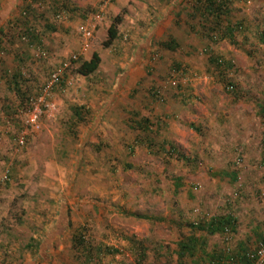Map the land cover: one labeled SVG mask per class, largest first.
Wrapping results in <instances>:
<instances>
[{
	"label": "rangeland",
	"instance_id": "rangeland-1",
	"mask_svg": "<svg viewBox=\"0 0 264 264\" xmlns=\"http://www.w3.org/2000/svg\"><path fill=\"white\" fill-rule=\"evenodd\" d=\"M198 1L154 0V42L135 61L123 32L136 15L129 0H0V264H179L182 237L202 239L207 255L224 245L195 228L224 215L238 223L231 245L262 239L253 229L264 232V0H231L226 20L238 29L215 39ZM100 10L81 56L97 53V71L84 77L73 64L20 147L29 100L79 51L80 29ZM172 69L183 71L177 89L153 98ZM78 235L90 261L74 250Z\"/></svg>",
	"mask_w": 264,
	"mask_h": 264
},
{
	"label": "trees",
	"instance_id": "trees-1",
	"mask_svg": "<svg viewBox=\"0 0 264 264\" xmlns=\"http://www.w3.org/2000/svg\"><path fill=\"white\" fill-rule=\"evenodd\" d=\"M64 2H66V0H62ZM202 7V11H201V19L203 18V20H207L210 23L211 27V33H212V37L213 39L217 38L218 34L221 35V33H223L222 36H224L225 34L229 33L231 34L234 30H237V25L238 24H234V26L230 25L229 21H227L226 17L229 14V6L231 4V0H204V1H198ZM203 3V5H202ZM62 7H64V3H62ZM65 8V7H64ZM199 11V8L197 9ZM60 15V14H59ZM57 15V16H59ZM121 23V19L116 17L112 24L110 25V27L107 30V37L105 42L103 43L104 47H109L110 45H112V43L117 39L118 37V26ZM223 24L227 25V26H222ZM230 25V26H229ZM47 28L45 27L44 30H48L52 28V24L48 23L46 24ZM46 30V31H47ZM217 33V34H216ZM41 35L38 32H33L31 30L30 33V41L35 43H39L38 46L41 47L42 45V40H41ZM222 38V37H219ZM80 39V38H79ZM81 42V41H80ZM163 46H168V48L170 47V45L168 44H164ZM76 53L79 54V58L77 59V62H75L74 64L78 63V67L76 68V72L84 77H88L92 74H94L99 65H100V57L97 53H93L91 55V58L89 60H82V54L83 52L79 49V51H77ZM211 57V56H210ZM213 61V58H210V61ZM214 65L216 66V68H218L220 66V61L217 59H214ZM72 70V68L69 69V71L64 75V81H67V75H69V72ZM53 71V70H52ZM51 70H49L48 74H47V78L49 80L50 74L52 73ZM19 83L17 81H14L13 86H15V89L19 91L18 86ZM162 87H158L156 89H161ZM167 89H173L171 87L165 88L164 90L161 91V96L163 97L164 91ZM177 89V88H175ZM233 91V90H232ZM152 97L154 98V94L152 95ZM156 98V97H155ZM157 99V98H156ZM158 100V99H157ZM140 120H142L143 125H148V119L146 118H141ZM140 122V121H139ZM139 122H138V126H139ZM142 123H140L141 126ZM139 126V127H140ZM140 128H144V126H141ZM232 221H234V219L230 216V215H224V216H218V217H213L211 218L207 223L203 224V225H197V227H195L198 230H202V231H206L208 234H215V233H222V229L224 225H230L232 224ZM191 227H193L191 225ZM194 230V229H193ZM259 238H262L261 235H259ZM76 237V235H75ZM74 237V241L75 243H77L76 245H74L75 247V251L78 253V255H81V257H84L85 260H91V250L90 247H87V245H85L86 241H88L87 239H84L83 236L78 235L77 238ZM202 245H204V241L202 239H200L199 237H196L194 235H189L186 237H182V239L180 241H178L177 246L178 249L177 251H174V254H177L178 257V262L179 264L181 263L180 260H182V262L184 264H186V260L185 259H189L190 262H188V264H201L204 260L205 262H207V260L209 258L212 257L213 253L211 254H206L203 251V247ZM30 249L33 253H38L40 254V245H29ZM143 246H141L140 251H135V253H137V256H143L144 252L146 251V248H142ZM102 248V247H100ZM106 252L108 254H113V252H117L116 249L113 248H106ZM200 252V253H199ZM201 252L203 254H201ZM208 258V259H207ZM142 259V257L140 258V260Z\"/></svg>",
	"mask_w": 264,
	"mask_h": 264
},
{
	"label": "built area",
	"instance_id": "built-area-1",
	"mask_svg": "<svg viewBox=\"0 0 264 264\" xmlns=\"http://www.w3.org/2000/svg\"><path fill=\"white\" fill-rule=\"evenodd\" d=\"M57 19H61L60 16H56ZM103 18L102 10L95 13L94 16L86 21L85 26L80 29V50L83 52L86 47V42L93 38L96 24ZM92 21H94L92 23ZM28 36H30L31 30L27 31ZM26 38V39H25ZM126 39V37H125ZM23 40L27 41V36H23ZM43 56V53H40ZM79 58L78 53L71 54L67 59L62 60L50 74L49 80L43 86L41 93L36 98H31L28 103V108L25 113L24 128L20 134L16 137V143L20 147H23L28 138L29 131H35L39 128L38 121L45 110H51L52 105L50 104L51 93L55 89L63 88L68 82L64 81V75L69 71L72 65L77 62ZM183 73L182 70L172 69L164 84H162L161 89H155L153 94L158 99L161 100V91L165 88L171 87L173 89L178 87L179 76ZM230 88V89H229ZM228 89L233 90L230 86ZM242 162V157L238 152L235 159V164L238 166ZM7 178V177H5ZM234 221L230 225H224L221 235L224 241V245H220L217 251L213 252V255L206 264H264V237L263 239L256 241L250 240L246 245H244L243 251H239L236 245L232 244V239L234 238L235 231L238 227V223L235 217L230 215Z\"/></svg>",
	"mask_w": 264,
	"mask_h": 264
},
{
	"label": "crops",
	"instance_id": "crops-1",
	"mask_svg": "<svg viewBox=\"0 0 264 264\" xmlns=\"http://www.w3.org/2000/svg\"><path fill=\"white\" fill-rule=\"evenodd\" d=\"M178 1H180V0H176V3ZM129 2L132 4V6H130L131 10L132 11L134 10V12H136V15L135 14L133 15V16H135V18H131V17L129 18V23L132 24L133 27L128 28V26H127V28L123 32H125L124 33V34H126L125 36L129 38L130 46L133 45L136 47V51L134 53V57L136 59L135 58L134 59H135V61H138V60L142 59V57H143L142 53H144L146 48L149 47V45L147 46V43L151 44V42H154V0H140V2H137L135 0H129ZM80 4H82V3H80ZM172 4H173V2L171 3V5H169V8L172 7ZM147 7H149V8H147ZM167 22L168 23L172 22V19L169 18V20H167ZM135 23H137V25H135ZM155 35L158 38H161V39H159L160 41H163L164 36H166L164 31H161V32L157 31ZM173 48H171V49H173ZM131 49H133V48H131ZM144 66H145V68H147L146 69V72H147L148 67H149V63H144ZM150 69H152V68H150ZM136 71H138V70H136ZM143 74H145V71L141 74V76L138 75V77H137L138 79L135 80L137 83H139L141 78L145 77ZM142 80L145 82V78H143ZM146 82H148V81H146ZM166 102H168V101H166ZM133 103L137 104L138 102L131 101V104H133ZM126 104H129V102ZM110 105H111V103H108V106H110ZM151 105H153V103L151 101H148L146 104H144L145 107L146 106L151 107ZM220 137H221V134L218 138H220ZM227 142L228 141H224L222 143V146H221L222 152H223V150L226 151L225 149L227 146ZM218 176H219L218 177L219 179H226V177H228V174L225 172V170H223V172L220 173ZM231 176H234V174H232ZM241 217H243V216H241ZM262 230L263 229H261L259 227H255L253 229V233H255L257 235H261L262 237H264V232ZM241 244H243V243H240V245H236V247L238 248V250L240 252L243 251V249H244V245H241ZM142 248H146V247H142ZM146 251H147V249H146ZM204 263H205V260L203 261V264Z\"/></svg>",
	"mask_w": 264,
	"mask_h": 264
}]
</instances>
